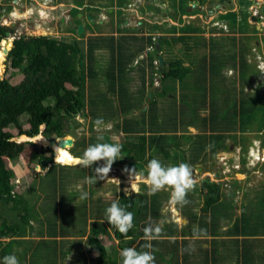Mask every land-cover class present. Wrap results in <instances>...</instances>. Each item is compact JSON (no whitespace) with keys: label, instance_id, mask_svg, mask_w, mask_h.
Returning a JSON list of instances; mask_svg holds the SVG:
<instances>
[{"label":"rangeland","instance_id":"1","mask_svg":"<svg viewBox=\"0 0 264 264\" xmlns=\"http://www.w3.org/2000/svg\"><path fill=\"white\" fill-rule=\"evenodd\" d=\"M37 1L41 4V6L37 3ZM37 1H8V11L6 13H0V20L2 24L11 26L16 23V26H13L15 32L9 38L1 41L0 51L6 50V46L9 47L8 51H10L13 47L15 39L22 36H50L57 39H64L66 41H73L76 39L80 42L82 47H86L87 41L91 36L98 34L104 35L105 37L114 36L116 40L121 39L124 36L141 37L142 34L152 35L154 40H158L156 38L161 36V39L164 37L171 42L170 50L167 48L165 52L159 54L162 56L164 61L169 63L173 59H182L185 66L190 65L193 73L196 71L201 73V75L197 77L198 84H196V86L193 85L192 87L194 90L192 89L190 91L188 89L187 91V88H189L188 86L185 88V86L183 87L180 82L170 79L168 80V83L171 85H166L165 83V86L168 87L167 96H159L158 92L153 93L152 95L155 97L153 99H157L159 103L158 111L160 114L166 113L171 115V107L168 105H172V109H174V105L176 104L181 105L179 98L181 93H187L189 95L187 104L191 100L190 103L193 105V108L202 109L200 114L208 115L211 110L212 112H215V110L219 111V120L223 117L227 108L231 110V105L233 103L229 101L237 100V102H239L240 98L250 96L255 97L256 95H260L264 99V18L261 22L252 18L254 16L257 18L264 17V13L262 11L264 10V6H262L264 0H255V3L253 4H249L248 0H244L247 4L245 2L243 3V13L241 14H238V10H231V4H220L219 9L218 7H215L216 2H228L227 0H204L199 7L186 5L187 7H185L184 10L181 9L180 4L178 5L179 0ZM231 2H234V0ZM72 5H74L75 8ZM156 6L160 7V9L155 10ZM209 7H212L213 10L210 11ZM215 8L217 9L214 10ZM78 12L83 14L84 19L81 18L80 15L76 17ZM232 13H235V17H238V25L234 28V30L230 28L228 30L229 26L227 27L228 24L225 23L229 22V19L226 18L225 20L223 17H233L230 15ZM87 15L94 17L96 22L93 23L90 20H87L89 19V17L86 18ZM62 17H64L67 21H73L72 25L61 21ZM139 22H141V24H139ZM245 22H247V26L242 25V23ZM80 23H84L83 26L85 28V31L82 34H78L77 31L78 27L81 25ZM75 27H77V30ZM254 28L258 29V32L255 31L256 33H254ZM140 29L142 30V33ZM181 37H184L185 39H181ZM128 40L129 39H127V41ZM5 42L7 45H4ZM158 42L159 40L156 43ZM240 43H244L248 46V50H246V58L249 65V73L247 75L248 80L246 82H242L239 78V74H237V64L235 67L229 65L222 68L220 71L222 76L225 77L224 85H219L217 83L219 80L209 73L207 75L202 74V68L200 65L203 56L210 55L212 53L230 54L233 50H237ZM6 51H4V61L2 63L3 74L0 76V79L9 78L14 84H18L23 79V76L21 72L12 68L11 63L7 58L8 53ZM146 53L147 51L143 53V57H146ZM110 61L111 52L108 49H101L96 52L95 70L97 76L96 78L91 79V77L87 75L85 83L86 97L87 100H89L93 92H96L97 90L102 91L103 93H107V97L109 99H113L114 106L117 107L114 101L115 98L107 91L109 81L105 76V71L110 64ZM129 75H131V77L129 79L127 78V85H129L132 91L136 92L140 87L139 77L134 72ZM190 75L191 76H189L188 79L189 82L192 83V74ZM156 76L160 79V75L157 74ZM204 77L207 80L206 82L203 80ZM184 83L187 84L185 81ZM149 89L156 91L154 88ZM159 89L161 88L158 87V90ZM203 93H205V102L202 105V108V106L199 105V101L202 95H204ZM208 93L211 94L210 100L206 98ZM103 110L104 114L109 111L105 107ZM190 112L195 115L192 110H190ZM85 113L89 115L87 117L78 115L69 123L71 133L70 135L65 136L66 138H74L75 152L83 155V152L88 147V140L90 142H98V136L104 137V140L101 142L120 143L121 145H125L127 137L122 134L121 129L118 128L117 124L122 123L119 116L116 117L118 113L114 116L107 117L104 121V126L101 128H97L95 126L96 119L93 115H90V106L87 107ZM185 115L190 116L189 113H185ZM263 115L264 110L260 113V115L249 117L250 119L242 118L240 114L235 116L232 123L233 129L230 133H227L228 137H226L225 140V147L215 150V154L207 152L205 160L202 158L199 160L202 162L201 165H194L191 167L193 178L197 181L195 192L191 193H196L198 196L199 190H202L200 185L201 181L203 179L205 180V178L213 179V170L209 171V176L206 174V172H208L207 168L216 169L218 167V162L220 161L224 169L220 172L222 173L223 171L222 176L216 179L222 181L223 178L225 180L223 183L226 186V194L229 195L228 202L231 206L229 205V207H227L229 210V216L227 218L228 228H230L233 224V218L235 216H239V214L234 210V206L240 204V206L245 207L247 212H250V209L252 208L251 211L253 214H255L261 206V202H259V205L255 204V206H252L251 203H254L257 196L260 197L264 195ZM26 119L27 117L25 116L22 118L24 124L23 127L28 129L29 125L27 124ZM176 121H178V119H176ZM193 124L197 126L195 122ZM184 127L185 126L177 128L176 132L166 133V135H170L169 137H171V135L176 137V139L171 137L172 144L176 143L177 146H171L170 159H163L160 155L162 153H156L157 149L150 152L146 159L150 161V157L154 155L153 157L158 160L162 159L161 163L163 165L172 166L181 163V159L187 160L191 158L193 155L192 147H194V141L197 142L199 135H205L211 132L208 130L203 131L201 129V125L198 123L197 128L192 130V132L195 131V134L192 133L193 135H189L190 131L188 128L186 129ZM65 130L67 129L64 127L51 130L50 128L47 129L46 126L43 125V127L41 126L40 128L41 133L39 135L42 134L47 139L52 140L62 138L58 137L57 134L63 133ZM6 131L9 135H11L12 140L18 143L30 142L29 140H26L28 138L25 137L26 139L23 140V136H18V131L14 127H10L6 129ZM157 135L161 136V134ZM132 139L135 140L136 138L133 137ZM83 140H85L86 144H83ZM44 145L45 144H39L37 142L32 144L28 143L25 150L19 154L16 160H8L5 157H0V161L11 173L14 171L15 174L16 172L20 174V178H15L14 181V175L10 173V180L13 182V186L19 187L18 193L28 195L29 198H26V196L23 199L29 203L33 210L38 207L40 209H37V211H42L43 208L46 209L47 215L50 218H53L54 216L57 218L56 225L57 228L59 227V232L60 230H69V233L72 232V235L68 233L70 235L69 238L67 236H61V241H77L80 239L77 237H79L82 230L86 229L89 233L95 227L96 221L94 220L96 219H94L93 215L90 213V207L93 212L97 210V207L101 203L103 204V207H105L112 201H115L117 196L122 193L129 196L137 194L132 191L130 186L132 178L128 172L124 171V169L135 168L136 174L143 173L145 176L147 175L148 163L126 159L121 153V156L123 157L118 159L119 163H113L108 177H105L103 180L98 179L95 184L89 185L86 183L88 177H83L84 179H82V177H78V179L72 178V180L67 182L65 186H60L59 183L56 184L53 177H46L51 165L43 170L41 167H38L31 162V156L36 150L44 151V154L47 156L52 155L54 161H57L55 148L48 149V145H45L47 147ZM74 146H67L70 153ZM103 163V161H98L96 164L94 163V165H97L96 167H98L102 166ZM65 165L76 166V164ZM14 167H16V171L14 170ZM199 167H202L203 170L199 171ZM38 168L40 169L39 171L37 170ZM215 172H218V170L216 169ZM59 173L64 174L63 170L59 171ZM71 174L74 175V177L79 175L76 169L72 170ZM116 179L120 181L119 185H117ZM137 187L140 190L137 195L147 197L153 196L149 195V187L147 185L139 183L137 184ZM125 188H128L127 192L124 191ZM81 190L89 193L86 200L81 201L79 199ZM155 195L164 199L162 202V204H164L162 211L163 217L165 219L169 218V215L171 214V202H169L171 201V189L166 187L165 189L157 192ZM202 195L201 197L203 200ZM232 195L233 198L231 197ZM254 195H256L255 198ZM235 198L238 201L236 205L235 203H232V200ZM251 198H253L252 201H250ZM200 203L202 204L201 198L199 199L197 205ZM81 205H84L87 211L80 209L79 206ZM250 205L251 207H249ZM1 206L2 204L0 202V213L3 212L1 210ZM72 206H75L76 209H73ZM73 212L78 213L79 216L74 215ZM96 212L97 214H95V216L101 217L99 211ZM23 214L24 211L22 210L16 212L15 216H17L18 224L20 225L18 226L20 228L22 227L21 229L25 232H28L31 242H36L39 238L41 239V234L37 232L41 230L39 224L36 221L33 223H27V219L25 220L22 218ZM31 214H33V212ZM85 214L88 215V219L86 220ZM90 215L92 217H90ZM32 217L36 220L35 216ZM3 219L4 218L1 216L0 222L3 221ZM143 220V228L149 225L155 227L153 226L155 221H159H157V219H151L150 215L147 219ZM101 221L105 223L107 230H109V233L112 236L111 239L107 236H102V240L111 257L116 258L117 256L115 253H120L123 249L122 247L125 246V243H122L123 241L120 242L118 238L114 237L115 233L113 225L109 224L106 219H102ZM140 222L142 223L141 220ZM44 227H46V229L48 228L46 223H43V228ZM30 230H34V232H29ZM43 240L45 241V236L43 237ZM84 240L86 241V239ZM140 240L141 238H139L137 242ZM54 242L55 241H46V243ZM259 242L263 243L262 241ZM86 245L89 246L88 244ZM87 246L84 248V257L89 259L88 255L90 254V250H88L89 248ZM262 246H258L257 249H263ZM54 251L55 249L47 251V259H51L55 256ZM41 252L44 253V245H36L34 250L35 256L39 255ZM81 253H83V250ZM95 255H98V253L96 252ZM85 258L80 256L78 257V261ZM35 260L36 263H38V259L36 257ZM67 260L73 261L74 258H69ZM120 260H122V258H120ZM95 263L97 264L96 261ZM23 264L26 263L23 262Z\"/></svg>","mask_w":264,"mask_h":264},{"label":"trees","instance_id":"2","mask_svg":"<svg viewBox=\"0 0 264 264\" xmlns=\"http://www.w3.org/2000/svg\"><path fill=\"white\" fill-rule=\"evenodd\" d=\"M184 1L180 5L182 8L186 6ZM198 1L200 5L204 2V0ZM244 2L243 0V3ZM223 3H225V1H222V4ZM245 3L247 4V2ZM248 3L251 4V1L248 0ZM262 11L264 13V10ZM238 12L241 14L243 10L240 9ZM230 15L233 17L224 16L223 19L226 20V18H228L229 22L225 24H228V30L229 28L234 30L238 25L239 19L235 17V13ZM252 18L261 22L264 17L257 18L254 16ZM246 24L247 22L242 23L243 26L248 25ZM255 31L258 32V29L254 28V33H256ZM8 32L12 35L15 29L1 25L0 23V42L8 38ZM123 39L127 40L126 38ZM128 39L131 40L126 42L128 45L124 42L116 44L114 36L105 37L104 35L98 34L88 39L86 47H82L80 42L76 39L73 41H66L50 36H22L15 39L7 58L12 68L21 72L23 79L18 84H14L9 78L0 79V157L16 160L19 154L25 150L27 144H32L31 142L18 143L12 140L11 135L6 131V129L10 127H14L18 131L19 136L27 135L29 137L39 135L42 125H45L47 129L50 128L51 130L64 127L67 130L57 135L58 137H65L66 135H70L71 127L69 123L76 116L83 115L87 117L89 115L85 113L87 107L90 106V115H93L95 119L102 117L104 121L108 117L107 112H105V114L103 113L104 107L111 111V115L112 111L115 112L114 107H111L109 104L112 102L107 97V93L97 90L91 94L89 100H87L86 97V77L88 75L91 79L96 78V52L101 49H108L111 52V61L105 71V76L109 81L107 91L117 99L118 104L117 107H115L116 113L119 114V112H121L122 123H118L117 125L118 128L127 135V142L125 145H122L121 151L126 159L148 163L149 160L146 159L148 150L152 152L154 147L157 148L156 153H162L160 155L163 159H170L171 146H177L176 143L172 144L171 137L174 139H176V137L173 135L169 137L170 135H166V133L176 132L177 128L183 126L187 129L188 126L192 124L191 122H195L202 126L203 131L208 130L211 132L209 134L199 135L197 142L194 141L193 155L189 160L181 159V162L187 163L188 165L191 163V165H195L201 158L205 160L207 152L213 154L218 148L225 147V140L226 137H228L227 133H230L233 129L232 123L235 116L240 114L242 118L250 119L249 117H255L263 112L264 99L262 96L243 97L240 98L239 102H237V100L229 101L233 103L231 105V110L227 108L223 117L219 120V111L215 110V112H212L211 110L208 115L200 114L202 109L193 108V105L190 103L191 100L187 104L189 95L187 93H181L179 97L181 105H174V109H172V105H168L171 107V115L166 113L160 114L158 111L159 103L157 99H153L155 97L153 95L151 96V94L158 92L159 96H167L168 87L165 86V83L166 85H171L168 83L170 79L180 82V84L186 88L190 83L186 84L184 81L188 83V77L191 76L190 74H192V77L194 75V80L196 84H198L197 77H199L201 73L195 71L194 73L196 74H194L191 71L190 65L185 66L182 59H173L169 63L164 61L165 67L163 68V72H161L160 64L156 65L155 61L158 62L159 58L162 57L159 55L160 53L167 50V48L168 50L171 48L170 40L164 37L162 39L156 38L162 42L160 52L156 46L158 40H154L152 35L145 36L144 34L141 37L134 36ZM181 39L185 38L181 37ZM247 47L246 44L240 43L237 50H233L230 54L212 53L203 56L200 65L202 74L207 75L209 73L217 78V80L219 79V82H224L223 77H221L218 71L229 65L235 67L237 64L239 78L242 82H246L249 73V65L246 58ZM145 51H147L146 57H143ZM148 69L150 70V74L149 86L147 88L146 76ZM132 72L142 78V87L136 92L131 91L129 85H126L124 81L127 75ZM157 74L160 75L159 80H161L162 83L160 86L161 89L152 91L149 88L155 89L154 82L158 79L156 76ZM203 80H205V82L207 81L205 77ZM188 89L189 88H187V91ZM203 94L204 95H202L199 101V105L201 106L205 102V93ZM190 110H192L195 115H193ZM137 111L140 113L138 117L135 113ZM185 113H189L191 117L186 116ZM24 116L27 117L26 122L29 125L28 129L23 127L22 118ZM176 119H178V121H176ZM263 123L264 121H262V124ZM157 134H161V136ZM133 137L136 139H132ZM99 142L101 141L90 142L88 140V146ZM208 143L211 144L212 147L209 151H206ZM83 144H86L85 140H83ZM74 149L75 146L73 150H71V153L75 157L82 156L75 152ZM153 156L154 155L150 157V160L155 158ZM160 161H162V159ZM31 162L40 165L42 169L52 165L46 177H53L56 184L59 183L60 186H65L72 178L78 179V177H82V179H84L83 177H94L96 175L94 169L97 165L93 164L87 171V168L79 165L64 166L55 164L53 156L45 155L42 150L33 152ZM114 163H119V160H116ZM74 169L79 173V175L75 177L71 174V171ZM62 170L64 174L59 173V171ZM10 173L11 172L8 171L0 161V200H3L5 204V218L3 219L2 227H0V235L13 237L18 234V229L7 225V220L10 219L8 216L6 217V207L8 203H13L11 207L13 210L24 211L22 218L25 220L27 219V223L29 222L27 217H29L32 212L34 213V211L26 200H23L17 193L14 194L15 192L11 185ZM200 185L201 191L203 192V203L200 207V216L202 212H208L213 208L214 212L211 213L212 218H215L218 206L220 205V197L222 196L221 183L203 179ZM134 195L129 196L122 193L118 195L115 200L119 201L121 205L127 206V210L133 213L134 220L133 228L129 230L127 235H122L113 226L115 233L114 237L118 238L120 242L123 241L122 243H125V246L122 247L123 249L133 247L138 251H148V248H144V245L150 243V241L144 239V232L140 229V220L141 218H148L150 215L151 219H157L158 221L162 216L160 212V204L162 202L157 195L150 197L137 194ZM255 196L256 195H254V198ZM252 200L253 198L250 199V201ZM259 202H261V206L255 214H253L252 211L247 212L243 206L239 217L233 221V224L227 229V235L230 236L234 242L238 243L240 240L238 237L241 236V240L243 244H245L249 242L250 236H256L259 241L264 243V195L260 197L257 196L254 203H251V205H259ZM111 203L105 207H103L101 203L97 207L96 211H99L101 217L95 216V214H97L96 211H91L90 213L93 215V218L96 219L94 220L96 221L95 227L89 233L86 229L80 232V236H86L85 242H88V244L98 252L97 264H119V260L122 258L119 252L115 253L117 256L116 259L111 257L102 240V236H107L110 239L112 238L105 223L101 221L102 219H106V209ZM223 205L225 209L228 210L227 207H229L230 203L224 202ZM251 205L249 207H251ZM42 211L48 219L47 221H49V234L53 237L57 236L59 233L63 234L61 236H67L68 230L57 231L59 228H57L56 225L57 218L55 216L50 218L44 208ZM39 213L40 212H37L36 215ZM73 213L79 216L78 213ZM226 213L228 217V211H226ZM85 215L86 220L88 219V215ZM90 217L92 216L90 215ZM192 221L198 222L199 229L204 228V221L202 218L195 216L192 218ZM162 233H166V231H163V228L161 234ZM141 237H143V239L137 242ZM157 242L156 239L151 241V243L154 244ZM262 247L263 249H259L257 256L253 254V257L255 256L257 258L258 264H264V245ZM243 251L242 254L239 249L234 251L237 263L239 259L242 258L244 261L243 264H249V260L252 257V255H249V248L243 249ZM155 255L156 254H154V256Z\"/></svg>","mask_w":264,"mask_h":264},{"label":"crops","instance_id":"3","mask_svg":"<svg viewBox=\"0 0 264 264\" xmlns=\"http://www.w3.org/2000/svg\"><path fill=\"white\" fill-rule=\"evenodd\" d=\"M33 1V0H32ZM37 1V0H35ZM184 0H179L178 1V5L183 2ZM213 1V0H212ZM232 0H228V2H225L226 4H231V10H240L242 9V5L243 4V0H234V2H231ZM251 1V4L255 3V0H249ZM38 3V1H37ZM125 3V2H124ZM184 3L187 6H191L192 3L195 4L194 7H199L200 6V2L198 0H185ZM223 3V4H225ZM39 4V3H38ZM220 4H222L221 2H216V6L219 9ZM264 6V2L262 3ZM41 6V4H39ZM74 8L75 6L72 5ZM185 6V7H187ZM157 7V6H156ZM181 7V6H180ZM192 7V6H191ZM158 9H160V7H157ZM181 9H185L182 8ZM209 9L213 10L212 7H209ZM217 8H215L214 10H216ZM239 14V12H238ZM221 20V19H220ZM191 31V30H190ZM189 31V32H190ZM126 38L128 39L129 36H124L121 39H115L116 44H121V43H126L127 40L123 39ZM159 39L161 38L158 37ZM125 40V41H124ZM161 42V41H160ZM162 44V42H161ZM126 45H128V43H126ZM165 52V51H164ZM164 60V59H163ZM159 61V60H158ZM165 63V62H164ZM165 67V64H164ZM222 70V69H221ZM219 70L218 72L220 73ZM239 72H237L238 74ZM149 74H150V70L148 69L147 71V76H146V85L147 88L149 86ZM221 74V73H220ZM131 77V75H127L126 79L124 80L126 85H127V78L129 79ZM139 77V81H140V87L139 89L142 87L141 86V80L142 78L140 76ZM221 77L222 74H221ZM192 79V83L189 82L188 79V83L189 85H187L189 87V90L194 89L192 88L193 85L196 86V82L194 80V77L191 78ZM224 82H217L219 85L222 84L224 85L225 83V77H223ZM219 80V79H218ZM158 81V83H157ZM156 82V83H155ZM154 82V86L156 91L158 90V87L160 88L161 86V80H155ZM158 86V87H157ZM138 89V90H139ZM234 89V88H233ZM137 90V91H138ZM210 90V89H209ZM132 91V90H131ZM152 95V94H151ZM210 96L211 94L208 93L207 94V99L210 100ZM115 98V103L116 105L118 104L116 97ZM112 103H109L111 105V107H114L115 112L112 111V115H111V111L107 112V116L111 117L116 115V108L114 106V102L113 99H110ZM119 111V110H118ZM137 114V117L140 116L139 112H135ZM120 118V120L122 121V117H121V112H119V114L116 116ZM192 124L188 126V130L189 135H191L192 133H194L195 131L192 132V130L196 129L197 126L195 124H193V122H191ZM202 129V126H201ZM122 132V130H121ZM210 132V131H209ZM122 134H124L126 137L127 135L122 132ZM195 134V133H194ZM193 135V134H192ZM189 138V137H188ZM154 149H157L156 147H154ZM193 149V147H192ZM154 151V150H153ZM150 154V151L148 150V155ZM215 154V153H213ZM190 159V158H189ZM187 159V160H189ZM190 162V161H188ZM192 164V163H191ZM191 167H193L194 165H191ZM195 165H201L200 161L198 160V162H196ZM16 167H14V170ZM199 171L203 170L202 167H199ZM216 169L218 170V172H215ZM214 169H209L207 168L208 172H206V174L209 175V171L213 170V179L212 178H207V180L210 181H214V182H220L221 183V192H222V196L220 197V205L218 206L217 209V215L215 216V218H212V213L213 208H211L208 212L203 213L200 216V207H201V203L197 205V203L199 202V199L201 198V201L203 203L202 200V192L201 190H199L198 196L196 195V193H191V192H195V189L197 186L194 187V189L192 191H190L187 194V200L189 201V203H187L184 206H180V205H174L171 203V214L169 215V218L165 219L163 217V205L164 204H160V212L162 213L161 218L159 219L158 222L155 221L153 226H160L161 228H163V231H166V233H162L160 234V237L158 239H156L158 242L156 244L151 243V248L148 249V251H151L155 255V264H197V263H201V264H243L244 261L242 260V258L239 259V262L237 263V258L236 255L234 254V251L239 249L241 254L244 252L243 249L249 248V255H252L251 259L249 260L250 263L249 264H258L257 262V258L254 256L253 254L257 256V253H259V250L257 249L258 246L260 245H264V243H259V240L257 239V237H253L250 236L249 238V242L243 244L242 240H241V236H239L238 238L240 239L238 243L234 242V240L232 238H230V236L227 235V229H228V217H227V213L223 203L224 202H228V197L229 195L226 194V186L224 185V179L222 178V181H219V179L216 178H220L222 176L221 170H223L224 168L222 167L220 161L218 162V167ZM206 170V169H205ZM14 172V171H13ZM14 176L16 179L20 178V174L18 172H16V174L14 173ZM210 176V175H209ZM215 177V178H214ZM206 180V178H205ZM14 190L17 192V194L21 197V198H29L28 195L26 194H21L18 193V189L19 187L17 186H13ZM203 196V195H202ZM159 197V196H157ZM233 198V195L231 196ZM238 198V197H237ZM44 199V196H43ZM171 199V197H170ZM25 200V199H23ZM159 200L161 202L164 201V199H162L161 197H159ZM2 206H1V210L3 211L2 213H0V217L2 216L3 218H5V204L3 200H0ZM171 202V201H169ZM237 199L235 198L234 200H232V203H235V205L237 204ZM13 203H8V206L6 207V217L8 216V218H10L9 220H7V225L12 226L13 228L18 229L17 230V235H14L13 237L11 236H4V235H0V264H3V257L5 255H15L19 261V264H96L95 261L97 262V257L98 255L96 254V250H94L90 244H88V242H85L84 239H86V236H80L77 238H80L77 241H73V242H68V241H61V235L63 234H58L57 236L53 237L51 234H49V221H47L48 219L46 218L45 214L43 213V211H37V209H40L39 207L36 208L35 210L37 212H40L38 215H36V211H34L33 214H30V216L28 217L29 219V223L30 222H37L39 224V227L41 230L37 231L39 232V234H41V239L39 238L38 240H36V242H31L30 237L28 236V232H25L24 230H22L18 224V220H17V216L16 215V210H13L12 207ZM199 206V207H197ZM72 208L74 209L75 206H72ZM80 209H83V211H87L85 209L84 205L79 206ZM167 208V207H166ZM78 209V207H77ZM234 210L240 215L241 211H242V206H240V204L237 206H234ZM252 209H250L251 211ZM92 211V208L90 207V212ZM15 212V213H14ZM159 212V213H160ZM32 216L36 217L33 218ZM197 216L198 218H202L204 221V228L207 232L206 236H201L200 238H194L193 237V229L194 228H198V222L196 221H192V218ZM239 217V216H238ZM237 216H235L233 218V221H235L237 218ZM42 218V219H41ZM143 219H147V218H141L142 223H140V229L141 231L144 230L143 228ZM2 223L3 221L0 222V227H2ZM43 223H46V226H48V228L46 229V227L43 228ZM159 223V224H158ZM19 225V226H18ZM43 228V229H42ZM29 232H34V230H30ZM58 232H59V228H58ZM75 232V231H73ZM69 230L67 232V237L69 238L70 235H72V232H70L69 234ZM88 234V233H87ZM45 236V241L43 240V237ZM141 239H143V237H141ZM46 241H55L54 243H46ZM238 241V240H237ZM44 242V243H43ZM234 243V245H233ZM43 244L44 245V253H40L39 255L35 256L34 254V250L36 245H40ZM86 244H88L89 246H87ZM85 246H87L90 250V254L88 255L89 259H86L84 257V248ZM145 248V247H144ZM55 249V256L51 259H47L48 256V252L47 251H51ZM83 250V253H81V251ZM98 253V252H97ZM82 256L83 260H79L78 261V257ZM35 257L38 259L36 263ZM69 258H74L73 261H68L67 259ZM116 259V258H115ZM119 264H122V260H119Z\"/></svg>","mask_w":264,"mask_h":264},{"label":"clouds","instance_id":"4","mask_svg":"<svg viewBox=\"0 0 264 264\" xmlns=\"http://www.w3.org/2000/svg\"><path fill=\"white\" fill-rule=\"evenodd\" d=\"M10 36L11 34L9 33L8 38ZM6 44L7 43L5 42L4 45ZM6 52L9 54L10 51L7 50ZM158 64H160V61L156 63V65ZM95 126L97 128H101L102 126H104V120L102 117H98L95 120ZM22 136L28 138L26 140H29L30 142L33 138L32 143L46 141V138L42 134L36 135L35 137H29L27 135ZM97 140L103 141L104 137L98 136ZM211 147L212 145L209 144L206 147V150H210ZM59 148L60 147H57L55 151L57 152ZM121 151L122 145L120 143L99 142L90 144L85 149L82 156L74 157L72 161L62 160L60 162L54 161V163L60 165L62 163H74L81 167L90 168L94 163L103 161L104 163L102 166H98L94 169L96 175L94 177H88L86 180L87 184L92 185L95 184L98 179L103 180L105 177H108L113 163L123 157L121 156ZM33 164L41 167L40 165H37L35 163ZM65 164L62 165L67 166ZM37 170L39 171L40 169L38 168ZM124 171L128 172L130 177L132 178L130 186L133 192L137 194L139 193L140 190L137 187V184L139 183H143L149 187V195H155L157 192L167 187L171 189V203L174 205L178 204L180 206H184L189 203V201L187 200V194L192 191L197 184V181L193 178L191 166L184 162H181L178 165L165 166L161 163L160 160L153 158L148 162L146 176L143 173L136 174L135 168H126L124 169ZM12 174L14 175L13 171ZM116 182L117 185H119L120 181L118 179H116ZM12 183L13 182L11 181V185L13 187ZM127 190L128 188L124 189L125 192H127ZM13 191L15 192L14 194L17 193L14 190V187ZM88 196L89 193L87 191L81 190L79 199L83 201L86 200ZM106 220L109 224L113 225L122 235H127L129 230L133 228L134 216L131 211L127 210L126 205H121L119 201H113L106 209ZM143 232L144 239L146 241H152L160 237L162 228L160 226L152 227L151 225H149L145 226ZM206 235L207 232L205 229H193L194 238H200L201 236ZM144 247L150 249L151 244L146 243ZM120 256L122 257V264H155V256L151 251H138L136 248L127 247L121 250ZM3 264H19V261L15 255H5L3 257Z\"/></svg>","mask_w":264,"mask_h":264},{"label":"bare ground","instance_id":"5","mask_svg":"<svg viewBox=\"0 0 264 264\" xmlns=\"http://www.w3.org/2000/svg\"><path fill=\"white\" fill-rule=\"evenodd\" d=\"M11 42V40H10ZM7 45V44H6ZM10 46V45H9ZM8 46H6V50H8ZM6 50H3V51H0V76L3 74V61H4V51ZM46 138V137H45ZM23 140L26 139L25 136H23L22 138ZM33 139V138H32ZM39 144H45V145H48L49 148H57V147H60L59 150L56 152V158H57V161H62V160H66V161H72L73 158L75 156H73L70 151L68 150L67 147H61L59 145L60 143V139H52V140H49L46 138V141H40V142H37ZM255 157V156H254ZM65 164V163H63ZM66 164H74V163H66ZM130 183V182H129Z\"/></svg>","mask_w":264,"mask_h":264},{"label":"water","instance_id":"6","mask_svg":"<svg viewBox=\"0 0 264 264\" xmlns=\"http://www.w3.org/2000/svg\"><path fill=\"white\" fill-rule=\"evenodd\" d=\"M191 6L194 7L195 4L192 3ZM157 10H159V9L157 8ZM77 31H78V34H82V33L85 31L84 26H83V25H80V26L78 27V30H77ZM159 37H160V36H159ZM156 46L158 47L159 52H160V51H161V42L159 41V42L156 44ZM159 61H160V66H161L160 71L163 72V68H164V64H165V63H164V60H163L162 57H160V58H159ZM74 144H75V140H74L73 137L60 138V143H59V145H60L61 147H67V146L73 147ZM44 146H45V145H44ZM45 147H47V146H45ZM57 162H58V161H57Z\"/></svg>","mask_w":264,"mask_h":264},{"label":"flooded vegetation","instance_id":"7","mask_svg":"<svg viewBox=\"0 0 264 264\" xmlns=\"http://www.w3.org/2000/svg\"><path fill=\"white\" fill-rule=\"evenodd\" d=\"M8 1L9 0H0V13H6L7 11H8ZM32 1V0H31ZM154 8V7H153ZM157 9V7H155V10ZM183 10V9H182ZM210 11H211V9H209ZM78 15H80V17L81 18H83L84 19V16H83V14H81V12H78L77 14H76V17H78ZM87 17H89V19H87V20H90L91 22H93V23H95L96 22V20H95V18L94 17H92L91 15H87L86 16V18ZM85 18V19H86ZM79 19V18H78ZM61 21H63V22H67V24H69L70 23V25H72V23H73V21H67L64 17H62L61 18ZM0 23H1V25H5V26H9V25H7V24H2V22H1V20H0ZM81 25H84V23H80ZM139 24H141V22H139ZM16 26V23H14V24H12L11 26H9V27H12V28H14V27ZM77 26H79V25H77ZM76 28V30H77V27H75ZM140 31H141V33H142V30L140 29ZM7 34H9V32L7 33ZM143 35V34H142ZM146 35V34H145Z\"/></svg>","mask_w":264,"mask_h":264},{"label":"built area","instance_id":"8","mask_svg":"<svg viewBox=\"0 0 264 264\" xmlns=\"http://www.w3.org/2000/svg\"><path fill=\"white\" fill-rule=\"evenodd\" d=\"M156 63H157V61H156Z\"/></svg>","mask_w":264,"mask_h":264}]
</instances>
